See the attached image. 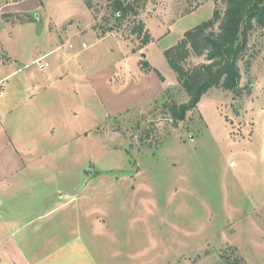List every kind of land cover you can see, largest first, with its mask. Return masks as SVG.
<instances>
[{
  "label": "rangeland",
  "instance_id": "obj_1",
  "mask_svg": "<svg viewBox=\"0 0 264 264\" xmlns=\"http://www.w3.org/2000/svg\"><path fill=\"white\" fill-rule=\"evenodd\" d=\"M86 1L0 0V51L18 59L9 63L3 55L5 72L27 66L10 82L28 77L29 86L46 82L61 88V93L40 99L43 103L30 113L38 118L34 125H42V110L52 113L57 127L53 136H38L40 130L31 129L28 109L13 115L24 120L23 138L30 129L42 156L41 148H47L42 161L52 166L38 172L34 194L53 196L48 202L40 195L38 210L61 204L87 208L86 221L79 219L85 212L69 209L65 216L72 212L71 219L62 233L66 240L80 239L102 264H226L221 253L232 256L233 248L248 264H264V37L255 44L254 57L240 64L241 97L213 89L177 121L171 108L186 107L190 100L165 51L209 20L215 7L222 12L221 0H150L142 14L153 38L146 47L131 35L129 24L101 37L115 18L106 0H90L92 10ZM4 13L35 22L5 23ZM148 59L154 74L133 84L151 91L165 84L161 95L141 101L145 93L136 91L121 109L123 99L105 86L98 89L99 106L78 108L74 84L91 86L90 79L98 75L113 73L122 64L132 71L137 66L133 61L140 66ZM36 62L49 66L42 70ZM204 62L193 54L185 68ZM61 110L76 112L71 124L77 120L87 131L64 150ZM23 203L31 204L27 196ZM65 210L57 211L59 219Z\"/></svg>",
  "mask_w": 264,
  "mask_h": 264
},
{
  "label": "crops",
  "instance_id": "obj_2",
  "mask_svg": "<svg viewBox=\"0 0 264 264\" xmlns=\"http://www.w3.org/2000/svg\"><path fill=\"white\" fill-rule=\"evenodd\" d=\"M200 5L201 3L196 5L188 14L198 10ZM3 55L8 56L9 63L14 60L18 61L9 51L4 49L0 51V89L2 90L0 95V264H102V258L98 262L97 255L89 254L86 249L87 246H84L80 239L66 240L62 233L68 224V220L71 219L69 215L72 212L65 216L67 211L73 209L78 214L85 212L86 217L78 215V218L81 216L79 219L86 221L88 219L87 208L81 207V210L77 206L71 208L70 204H61L52 208L41 206L38 210L37 203L40 195L45 196L48 202L53 198V196L34 194L39 184L38 178L41 175L38 172L50 169L52 166L50 161H42V157L46 158L47 148H41L45 152L42 156L39 147L36 145L35 133H29L30 129H28V134L25 133L27 139L23 138L21 131L25 132L23 129L24 120L23 118L19 120L16 116L13 117L17 112L19 114L25 112V109H28L29 115H34L35 110L32 107H38L39 104H42L41 100H45V97H50L56 92L61 93V88L56 89L46 82L44 86L36 85V83L29 86L28 77H24V82H21L22 79L19 82H10L14 76L24 73L27 66L22 67L20 65L14 70L5 72L7 66L2 60ZM147 56H150V53H147ZM147 61L153 64L151 59ZM134 63L137 66L132 70L133 74L131 75L124 73V70L132 71L122 64L119 66V70L115 69L113 73L101 74L96 79H90L92 80L91 86L84 82L81 83L82 85L74 84V89L79 90L76 92L78 108L87 110L89 106H99L101 93L98 92V89L103 90L105 86H108L111 91H115H112L114 97L118 96L120 97L119 100L123 99L120 102L121 109L130 102V95L135 96L136 91L145 93L141 101L145 97L152 98L161 95L166 89L165 84L161 86L158 83L152 91L147 85L136 86L133 84V81L143 83L146 77L154 74L153 72L143 73L138 62L133 61V66ZM127 77L130 78L127 79ZM81 89H84L83 93ZM138 103L137 101L134 105H138ZM42 111V116H40L43 121L40 122L42 125H39V122L38 125H34L38 120L36 116L31 115L29 118L31 121L28 122L32 124L31 129L36 130L38 128L40 130L38 136H46L49 132H51L50 136H53L57 127H53L52 113L49 114L47 110ZM72 113L77 114L74 111L69 113L67 110H61L63 120L62 132L60 130L62 134L59 135V138L62 140L60 144L63 143L61 145L63 150L73 138H79L87 132L79 128L81 123L78 124L77 120L71 124ZM208 129L210 130L209 126ZM32 137L33 140H29ZM225 138L226 135L221 139L224 140ZM52 140L51 143L55 142L54 139ZM38 144L40 143L38 142ZM42 175L44 180L45 172ZM44 182L48 183L45 180ZM25 196L28 197L31 204L25 205L23 203ZM62 198L63 196H61ZM78 198L82 200L84 196H79L76 199ZM72 200L74 199H70L68 202H72ZM62 210H65L64 216L62 218L60 216L59 219L57 213ZM58 229L63 231H57Z\"/></svg>",
  "mask_w": 264,
  "mask_h": 264
},
{
  "label": "trees",
  "instance_id": "obj_3",
  "mask_svg": "<svg viewBox=\"0 0 264 264\" xmlns=\"http://www.w3.org/2000/svg\"><path fill=\"white\" fill-rule=\"evenodd\" d=\"M7 3H18L24 0H6ZM110 15L115 18L114 24L101 37L115 32L122 25L129 24L132 36H135L142 47L148 46L153 38L147 29L142 14L150 0H106ZM224 10L215 7L212 17L186 32L176 45L165 51V56L171 69L177 76V81L187 94L190 104L183 108H171L172 117L182 121L186 113L195 109L202 98L213 89L232 93L235 98L243 95L241 87V63H247L254 57L253 49L259 38L264 37V0H221ZM86 6L92 10L90 0ZM5 23H33L29 18L24 20L19 13H4ZM97 30V28H94ZM257 35V36H256ZM252 41L254 44H252ZM136 50H133L134 53ZM204 57L203 64L194 66L190 71L185 68V62L191 55ZM141 70L152 72L147 60L140 62ZM249 66V64H247ZM158 75L160 73L156 71ZM161 80L164 77L159 76ZM236 249L232 256L225 251L221 258L226 264H248L243 258L236 257Z\"/></svg>",
  "mask_w": 264,
  "mask_h": 264
},
{
  "label": "built area",
  "instance_id": "obj_4",
  "mask_svg": "<svg viewBox=\"0 0 264 264\" xmlns=\"http://www.w3.org/2000/svg\"><path fill=\"white\" fill-rule=\"evenodd\" d=\"M36 63L39 65V68L42 69V70L46 69L49 66V64H42V63H39V62H36ZM1 94H2V90L0 89V95Z\"/></svg>",
  "mask_w": 264,
  "mask_h": 264
},
{
  "label": "water",
  "instance_id": "obj_5",
  "mask_svg": "<svg viewBox=\"0 0 264 264\" xmlns=\"http://www.w3.org/2000/svg\"><path fill=\"white\" fill-rule=\"evenodd\" d=\"M142 56H143V58H145V57H146V55H144V54H143Z\"/></svg>",
  "mask_w": 264,
  "mask_h": 264
}]
</instances>
